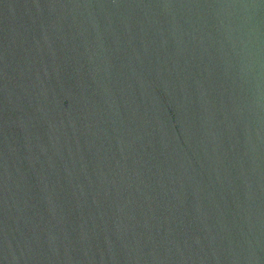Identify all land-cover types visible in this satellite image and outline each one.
<instances>
[{
    "label": "water",
    "instance_id": "water-1",
    "mask_svg": "<svg viewBox=\"0 0 264 264\" xmlns=\"http://www.w3.org/2000/svg\"><path fill=\"white\" fill-rule=\"evenodd\" d=\"M0 264H264V0H0Z\"/></svg>",
    "mask_w": 264,
    "mask_h": 264
}]
</instances>
